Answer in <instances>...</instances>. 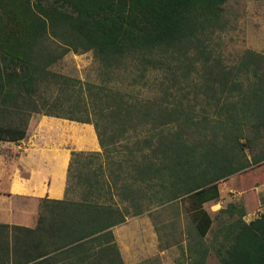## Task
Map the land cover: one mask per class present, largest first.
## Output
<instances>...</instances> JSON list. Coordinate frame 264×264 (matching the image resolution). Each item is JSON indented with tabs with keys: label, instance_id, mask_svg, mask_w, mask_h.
<instances>
[{
	"label": "trees",
	"instance_id": "trees-1",
	"mask_svg": "<svg viewBox=\"0 0 264 264\" xmlns=\"http://www.w3.org/2000/svg\"><path fill=\"white\" fill-rule=\"evenodd\" d=\"M227 1L0 0V140L38 113L93 124L101 147L72 150L34 226L0 223V264H125L113 228L183 199L187 264H264V212L205 207L234 174L264 178V54L227 60ZM89 51L99 80L55 69Z\"/></svg>",
	"mask_w": 264,
	"mask_h": 264
},
{
	"label": "rangeland",
	"instance_id": "rangeland-1",
	"mask_svg": "<svg viewBox=\"0 0 264 264\" xmlns=\"http://www.w3.org/2000/svg\"><path fill=\"white\" fill-rule=\"evenodd\" d=\"M226 17L230 26L220 34L218 43L228 61L234 63L246 49L264 54V0H228ZM55 69L83 80L100 79L101 68L92 51L70 52L55 65ZM69 122H63V119L58 117L34 114L28 126L29 136L26 140L32 142L35 148H48L52 151L65 147L64 149L70 150L76 146L77 139L82 140L77 131L82 128L72 126ZM2 146L8 147L7 143L0 142V148ZM261 179L263 180L253 179L247 184L241 179L240 173L232 175L229 181L222 184L223 200L217 203L207 202L206 209L215 216L221 207H226L230 202L241 201L246 206L245 219L247 221L254 219L264 212V178ZM115 197L117 199L118 196ZM188 203L183 199L163 207L158 206L154 208L152 215L145 213L140 216H129L124 223L115 226L113 234L124 263L187 264V253L184 250L188 240L184 230L190 220L187 212ZM35 205L38 206L37 201ZM12 207L14 208L15 204ZM40 208L41 201L39 211ZM172 234L177 235L179 244L171 242L172 246L174 244L176 246H171L166 254L161 256L160 250L173 240ZM209 237L211 238V235ZM211 254L207 264H219L215 254L213 252Z\"/></svg>",
	"mask_w": 264,
	"mask_h": 264
},
{
	"label": "crops",
	"instance_id": "crops-1",
	"mask_svg": "<svg viewBox=\"0 0 264 264\" xmlns=\"http://www.w3.org/2000/svg\"><path fill=\"white\" fill-rule=\"evenodd\" d=\"M61 119L63 122H69L68 119ZM69 124L82 128L77 129L82 140L77 139L76 146L70 150L64 149L65 147L55 150L50 148L52 151L48 148H35L32 142L26 140L29 130L27 137L19 142L0 140L8 146L0 148V223L34 226L42 198L63 199L65 197L71 151L101 150L93 124L73 120ZM39 149L46 151L37 152ZM35 201L38 203L37 207ZM13 204H15L14 208ZM171 246L172 244L161 248L160 255L166 254ZM185 250L184 252L188 255L187 249ZM211 256L210 253L208 261Z\"/></svg>",
	"mask_w": 264,
	"mask_h": 264
}]
</instances>
